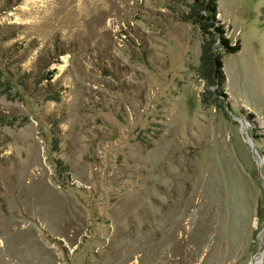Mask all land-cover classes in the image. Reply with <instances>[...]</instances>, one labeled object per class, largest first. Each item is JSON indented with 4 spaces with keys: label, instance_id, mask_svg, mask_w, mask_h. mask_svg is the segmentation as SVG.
I'll list each match as a JSON object with an SVG mask.
<instances>
[{
    "label": "rangeland",
    "instance_id": "rangeland-1",
    "mask_svg": "<svg viewBox=\"0 0 264 264\" xmlns=\"http://www.w3.org/2000/svg\"><path fill=\"white\" fill-rule=\"evenodd\" d=\"M196 1L0 0V264H264V0L221 87Z\"/></svg>",
    "mask_w": 264,
    "mask_h": 264
},
{
    "label": "trees",
    "instance_id": "trees-1",
    "mask_svg": "<svg viewBox=\"0 0 264 264\" xmlns=\"http://www.w3.org/2000/svg\"><path fill=\"white\" fill-rule=\"evenodd\" d=\"M195 4L196 6H192L193 9L189 20L198 27L203 35L215 38L213 41L214 47L206 49L203 53V64L206 66V70L212 71V77L217 81L216 86L221 87L224 76L221 72L222 62L220 52H224L226 55L235 54L240 50V43L236 41L232 44L229 38L225 37L226 31L224 25L216 18L218 14L216 0H205L203 3L197 0ZM215 43H217L216 46ZM202 76L204 79H208L207 74H203Z\"/></svg>",
    "mask_w": 264,
    "mask_h": 264
}]
</instances>
